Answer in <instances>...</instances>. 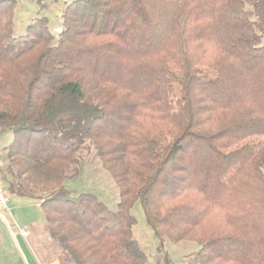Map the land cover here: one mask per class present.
I'll return each instance as SVG.
<instances>
[{"label": "trees", "instance_id": "16d2710c", "mask_svg": "<svg viewBox=\"0 0 264 264\" xmlns=\"http://www.w3.org/2000/svg\"><path fill=\"white\" fill-rule=\"evenodd\" d=\"M0 0V136L8 191L41 193L76 264H148L140 202L158 240L191 264H264V0H73L61 30L14 35ZM92 144L116 209L65 181Z\"/></svg>", "mask_w": 264, "mask_h": 264}, {"label": "rangeland", "instance_id": "374dc122", "mask_svg": "<svg viewBox=\"0 0 264 264\" xmlns=\"http://www.w3.org/2000/svg\"><path fill=\"white\" fill-rule=\"evenodd\" d=\"M73 0H16L14 11V35H23L26 27L35 18L46 17L49 28L55 33L62 26L61 13ZM12 140V133L0 136V148ZM79 152L80 162L69 170L70 178L65 181L73 194L83 191L96 193L111 209L120 201L119 187L107 169L104 168L95 147L86 143ZM0 180L4 179V168L8 165L5 150H0ZM264 173V166L262 167ZM21 202L11 196L8 207L11 210V224L0 217V264H76L60 240L53 234L52 227L42 206L41 193L33 192ZM135 218L133 235L139 241L148 257V264H191L198 245L192 241L172 242L158 240L147 224L145 211L140 202L132 208ZM20 229H28L27 235L18 237Z\"/></svg>", "mask_w": 264, "mask_h": 264}, {"label": "built area", "instance_id": "2783aa9c", "mask_svg": "<svg viewBox=\"0 0 264 264\" xmlns=\"http://www.w3.org/2000/svg\"><path fill=\"white\" fill-rule=\"evenodd\" d=\"M8 201L9 191L3 184V182L0 180V217L4 219L7 223L11 224L12 214L10 208L8 207ZM20 231L23 236L27 235L26 230L20 229Z\"/></svg>", "mask_w": 264, "mask_h": 264}, {"label": "crops", "instance_id": "0c3cea01", "mask_svg": "<svg viewBox=\"0 0 264 264\" xmlns=\"http://www.w3.org/2000/svg\"><path fill=\"white\" fill-rule=\"evenodd\" d=\"M56 30H61V26L59 27H57L56 28ZM6 146V145H5ZM4 146V147H5ZM4 147H2V148H0V150H4ZM0 153H2V152H0ZM11 196H16V198H18V200H17V202L19 201V202H21L23 199H25L26 198V196H22V195H19V194H16V193H10L9 192V198L11 197ZM28 229H26V231H27ZM18 237H22L23 235L20 233L19 235H17Z\"/></svg>", "mask_w": 264, "mask_h": 264}]
</instances>
